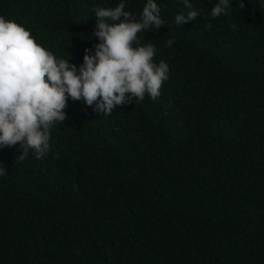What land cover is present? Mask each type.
<instances>
[{
  "label": "trees",
  "instance_id": "trees-1",
  "mask_svg": "<svg viewBox=\"0 0 264 264\" xmlns=\"http://www.w3.org/2000/svg\"><path fill=\"white\" fill-rule=\"evenodd\" d=\"M118 2L0 0V16L79 65L94 9ZM157 2L164 25L139 34L169 65L157 98L110 115L69 99L43 158L0 147V264H264V5L214 18L190 0L178 25L183 0Z\"/></svg>",
  "mask_w": 264,
  "mask_h": 264
},
{
  "label": "clouds",
  "instance_id": "clouds-1",
  "mask_svg": "<svg viewBox=\"0 0 264 264\" xmlns=\"http://www.w3.org/2000/svg\"><path fill=\"white\" fill-rule=\"evenodd\" d=\"M128 0L114 7H96L92 37L97 43L85 48L82 62L56 56L36 42L30 30L0 16V147L18 146L16 161L31 152L43 158L50 150V129L64 122L69 99L83 101L93 112L110 115L119 105L160 95L169 78V65L156 62L154 43H140V33L164 25L157 0H146L139 18L127 10ZM175 16L181 25L200 14L190 0ZM264 5V0H259ZM239 0L235 8H244ZM233 0H216L208 15L228 14ZM174 37L169 38L171 45ZM6 167L0 162V176Z\"/></svg>",
  "mask_w": 264,
  "mask_h": 264
}]
</instances>
